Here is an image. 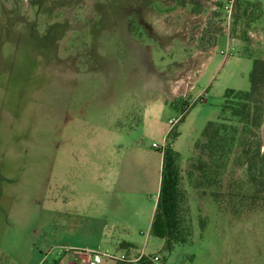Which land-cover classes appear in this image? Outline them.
Returning <instances> with one entry per match:
<instances>
[{
  "label": "rangeland",
  "instance_id": "obj_1",
  "mask_svg": "<svg viewBox=\"0 0 264 264\" xmlns=\"http://www.w3.org/2000/svg\"><path fill=\"white\" fill-rule=\"evenodd\" d=\"M183 1L0 0V264L82 247L120 257L122 243L159 264H264V209L192 189L188 242L167 252L149 236L168 132L183 172L252 69L225 21L200 51L214 4L191 14ZM249 38L264 58V30ZM241 179L231 168L217 191Z\"/></svg>",
  "mask_w": 264,
  "mask_h": 264
},
{
  "label": "trees",
  "instance_id": "obj_2",
  "mask_svg": "<svg viewBox=\"0 0 264 264\" xmlns=\"http://www.w3.org/2000/svg\"><path fill=\"white\" fill-rule=\"evenodd\" d=\"M191 14L201 9L199 0H184ZM219 0L215 11L197 42L200 51L211 49L219 25L225 21ZM264 30V0H234L227 37L240 45L238 55L252 60L247 91L227 90L221 106V117L208 122L193 146V154L182 172L180 157L172 150V140L177 136L171 129L169 143L161 150V172L157 199L152 214L149 236L163 242L167 252L188 242L192 234L188 190H196L221 205L229 204L234 213L264 209V143L260 130L264 119V58L251 48L249 34ZM240 167L243 173L236 185L226 194L218 192L231 168ZM231 189V190H230ZM230 190V191H229ZM128 262L116 264H155L153 257H129L132 245H120ZM57 256L48 264H60Z\"/></svg>",
  "mask_w": 264,
  "mask_h": 264
},
{
  "label": "built area",
  "instance_id": "obj_3",
  "mask_svg": "<svg viewBox=\"0 0 264 264\" xmlns=\"http://www.w3.org/2000/svg\"><path fill=\"white\" fill-rule=\"evenodd\" d=\"M219 0H211V2L214 4L212 9H215V5L217 4ZM234 0H226L224 6H223V12L225 14V22L229 24L231 13H232V5ZM172 125V123H170ZM153 148H155V145H153ZM104 259L113 260L115 262H128L124 256H115L110 255L108 253H100V252H87L84 259V264H100ZM152 261L155 264L160 263V259L158 257H153Z\"/></svg>",
  "mask_w": 264,
  "mask_h": 264
},
{
  "label": "crops",
  "instance_id": "obj_4",
  "mask_svg": "<svg viewBox=\"0 0 264 264\" xmlns=\"http://www.w3.org/2000/svg\"><path fill=\"white\" fill-rule=\"evenodd\" d=\"M160 172H161V167L159 170V184H160ZM153 211H154V207L150 213V217H149V221H148V229L150 227V222H151ZM104 235H105V233H103V231H102L101 237H103ZM87 252H95V251L93 249H90L89 247H84V248L82 247L80 249L62 251V252H59L57 255L62 256L60 264H84V259H85V255ZM142 255H143L142 252H140V256H142ZM100 264H102V262Z\"/></svg>",
  "mask_w": 264,
  "mask_h": 264
},
{
  "label": "water",
  "instance_id": "obj_5",
  "mask_svg": "<svg viewBox=\"0 0 264 264\" xmlns=\"http://www.w3.org/2000/svg\"><path fill=\"white\" fill-rule=\"evenodd\" d=\"M260 139H261V142L264 143V119H263L262 127L260 130Z\"/></svg>",
  "mask_w": 264,
  "mask_h": 264
},
{
  "label": "flooded vegetation",
  "instance_id": "obj_6",
  "mask_svg": "<svg viewBox=\"0 0 264 264\" xmlns=\"http://www.w3.org/2000/svg\"><path fill=\"white\" fill-rule=\"evenodd\" d=\"M129 27H130V24H129Z\"/></svg>",
  "mask_w": 264,
  "mask_h": 264
}]
</instances>
